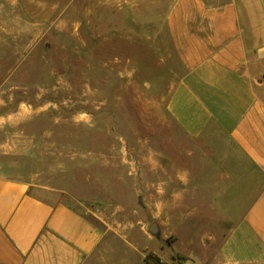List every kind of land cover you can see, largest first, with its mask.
Listing matches in <instances>:
<instances>
[{
    "label": "rangeland",
    "instance_id": "obj_1",
    "mask_svg": "<svg viewBox=\"0 0 264 264\" xmlns=\"http://www.w3.org/2000/svg\"><path fill=\"white\" fill-rule=\"evenodd\" d=\"M171 1L62 0L52 23L0 27L22 32L0 40V175L60 194L111 240L143 247L155 222L165 250L214 252L218 240L201 247L200 237L221 238L226 225L205 205L199 213L187 198L157 215L146 198L172 195L175 164L195 146L167 110L185 69L166 22ZM35 30L43 37L24 36Z\"/></svg>",
    "mask_w": 264,
    "mask_h": 264
},
{
    "label": "crops",
    "instance_id": "obj_2",
    "mask_svg": "<svg viewBox=\"0 0 264 264\" xmlns=\"http://www.w3.org/2000/svg\"><path fill=\"white\" fill-rule=\"evenodd\" d=\"M61 4L0 0V27L52 23ZM166 22L185 68L167 110L195 146L188 164H175L172 195L146 198L157 215L187 198L199 213L205 205L226 225L221 238L200 237L201 247L218 240L216 251L165 250L167 236L154 244V233L142 235L143 247L111 240L60 194L43 197L29 182L0 175V264H151L145 249L168 264H264V0H172ZM21 37L0 29V40ZM176 253L186 260L176 262Z\"/></svg>",
    "mask_w": 264,
    "mask_h": 264
},
{
    "label": "trees",
    "instance_id": "obj_3",
    "mask_svg": "<svg viewBox=\"0 0 264 264\" xmlns=\"http://www.w3.org/2000/svg\"><path fill=\"white\" fill-rule=\"evenodd\" d=\"M147 260L151 261L152 260V264H167L166 262L162 261L158 256L149 253L147 255Z\"/></svg>",
    "mask_w": 264,
    "mask_h": 264
},
{
    "label": "water",
    "instance_id": "obj_4",
    "mask_svg": "<svg viewBox=\"0 0 264 264\" xmlns=\"http://www.w3.org/2000/svg\"><path fill=\"white\" fill-rule=\"evenodd\" d=\"M157 230H158L157 224L155 222L152 223L150 226V231L155 233V232H157Z\"/></svg>",
    "mask_w": 264,
    "mask_h": 264
}]
</instances>
